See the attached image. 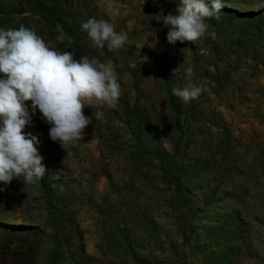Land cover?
<instances>
[{
    "label": "rangeland",
    "instance_id": "rangeland-1",
    "mask_svg": "<svg viewBox=\"0 0 264 264\" xmlns=\"http://www.w3.org/2000/svg\"><path fill=\"white\" fill-rule=\"evenodd\" d=\"M252 1L253 10L263 15L261 24L238 28L243 24L239 16L217 27L215 18L208 19L206 33L195 44L167 41L169 28L162 20L169 13L179 14L180 0H86V5L72 0L64 17L67 27L76 28L79 35L76 45L69 47L74 58L100 56L101 62L111 64L121 96L128 101L134 102L138 95L160 105L162 98L154 87L158 66L166 63L174 64L171 75L176 87L184 86L185 69L192 65L193 82L208 89L190 103L177 97L182 109L178 128L183 132L179 160L185 166L183 181L190 194L188 211L184 212L186 227L177 226L176 206H168L169 196L165 200L162 194L152 197L154 203L147 204L148 193L137 195L142 209L151 213L153 228L159 230L162 242H150L151 227L143 220L140 245L134 248L142 259L140 264H264V0ZM93 17L108 20L117 32L127 33L123 48L109 51L106 45L103 49L93 47L81 30L82 22ZM242 32L245 41L240 43ZM172 55L174 62L169 61ZM144 56L149 58L147 62ZM27 104L30 109L31 102ZM89 110L107 142L100 143L95 137L92 122L85 129L83 143L71 146L66 159L50 136L47 144L50 125L38 110L25 131L38 135V150L46 169L52 161L58 167L49 180L48 194L79 224L85 254L81 264H136L129 255L113 256L120 242L115 232L126 222L112 213L124 204L126 196L120 189L127 177L120 161L109 159L107 152L108 147L121 149L120 144H128L129 135L121 132L119 142L111 141L118 116L111 113L112 108L98 103L83 109L91 119ZM149 141L157 152L167 146L158 143L154 135ZM109 172L117 188L103 197L108 190L105 174ZM154 182L161 190L158 178ZM41 183L47 189L46 176L34 184L18 179L7 186L0 183V264H29L30 258L33 264H49L52 231L47 226L48 206ZM109 236L116 241L109 243ZM110 247H114L112 251ZM61 250L62 263L70 264L67 248Z\"/></svg>",
    "mask_w": 264,
    "mask_h": 264
},
{
    "label": "clouds",
    "instance_id": "clouds-1",
    "mask_svg": "<svg viewBox=\"0 0 264 264\" xmlns=\"http://www.w3.org/2000/svg\"><path fill=\"white\" fill-rule=\"evenodd\" d=\"M223 7V0H180L179 14L169 13L162 20L169 28L167 41L195 44L209 27L206 20H219ZM81 30L99 49L106 45L109 51L119 50L128 40L126 32H117L105 19L89 18L82 22ZM56 39L63 42V34ZM74 56L75 52L57 50L55 43L32 28L0 27V183L7 186L18 179L34 184L45 176L44 157L38 150L41 141L25 131L37 110L50 125V139L65 150L84 140L85 129L92 123L84 114L86 106L117 107L121 85L112 65L86 54L79 60ZM142 59L147 62L149 58ZM193 76L194 67L189 65L184 86L172 90L184 103L208 91L194 83ZM27 102H31L30 109Z\"/></svg>",
    "mask_w": 264,
    "mask_h": 264
},
{
    "label": "trees",
    "instance_id": "trees-1",
    "mask_svg": "<svg viewBox=\"0 0 264 264\" xmlns=\"http://www.w3.org/2000/svg\"><path fill=\"white\" fill-rule=\"evenodd\" d=\"M72 0H0V27L3 28H19L21 25L34 29L38 35L46 41L55 43L57 50L73 52L69 47H74L78 42V33L75 29H71L66 25L68 9ZM84 1V2H83ZM86 0H79L80 3L86 5ZM252 0H242L224 5L219 13L220 19H215L217 27L226 25L227 21H233L236 17H241L243 24L238 28L245 29L246 27L255 26L263 22L262 13L255 12L252 6ZM49 25V27H47ZM245 32L239 33V41H245ZM63 34L64 41L60 42L56 38ZM92 54V53H90ZM90 58H92L90 56ZM107 59V58H106ZM101 61V57L99 56ZM169 61H175V55L169 57ZM167 64V63H166ZM158 66V80L155 83V92L159 94L162 101L157 106L153 100L149 98L143 101L138 95L134 102H130L120 96L119 103L116 108H112L111 113L118 116L117 129L111 135V141L119 142V134L124 132L129 135L127 140L129 143H122L121 149L108 147L109 159L120 161L127 179L121 181L120 191H124L126 196L122 200L124 204L117 206L118 211H113V215H121L126 222L123 229L120 228L115 232L119 237L120 242L116 246L113 256L116 259L129 255L136 264H140L142 259H138V254L134 252L135 246H139V239L144 232L140 225L146 221V227L150 229V242L153 240L161 242L160 234H157L158 229L153 228L150 212L142 209L144 206L137 199V195L148 193L146 203L153 204L150 198L163 195L162 199L168 198L170 206L175 204V222L179 228L186 227V213L190 203V194L183 181V176L186 174L185 166L181 163L179 155L180 142L183 139V132H180L179 117L182 112L178 99L172 94L175 88V80L171 75V70L174 64L168 63ZM142 102V106L140 105ZM159 107V109H157ZM152 110V112H151ZM88 115L93 122V133L100 143H106L102 134V127L99 126L95 115L89 110ZM99 126V127H98ZM179 133V135L177 134ZM45 136L44 132L42 134ZM154 135L158 139V143H165L167 146L162 151L153 150L151 142H148V137ZM162 138H166L161 140ZM50 142L47 135V144ZM83 143V141H81ZM164 144V145H165ZM48 146V145H47ZM57 146L60 147V155L62 158L67 157L69 153L68 146L65 150L62 149L57 141ZM78 149H75V151ZM50 155V153L48 152ZM115 155V156H113ZM50 158V156H49ZM118 158V159H117ZM114 161V162H115ZM109 164L106 165L108 167ZM55 162L47 164V189L46 184L41 183L39 188L45 197V203L48 208L47 226L50 227L52 234L49 236L51 240L50 249L47 252L49 264H63L64 252L62 248H67L70 264H81L85 257L84 244L80 231L79 224L74 215L64 208H60L52 202V196L48 194L49 180L55 177L56 174ZM108 180V190L104 193L110 194L117 184L113 185L112 174H105ZM153 178V180H152ZM158 178L161 190L154 187L155 180ZM150 204V205H151ZM125 206V208H123ZM174 207V206H173ZM120 218V219H122ZM122 219V220H123ZM144 220V221H143ZM152 225V226H151ZM66 227V228H65ZM152 230V231H151ZM112 236H109V239ZM117 238V237H116ZM116 240H109V243ZM116 244V242H115ZM65 245V246H63ZM114 247H110L112 251ZM33 258L29 259V264H33Z\"/></svg>",
    "mask_w": 264,
    "mask_h": 264
}]
</instances>
